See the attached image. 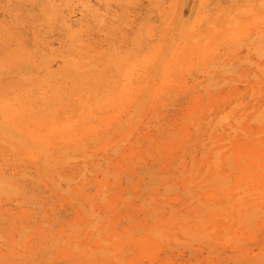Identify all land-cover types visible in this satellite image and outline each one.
Segmentation results:
<instances>
[{
  "label": "bare ground",
  "instance_id": "bare-ground-1",
  "mask_svg": "<svg viewBox=\"0 0 264 264\" xmlns=\"http://www.w3.org/2000/svg\"><path fill=\"white\" fill-rule=\"evenodd\" d=\"M208 1L0 0L4 247L38 185L76 215L43 240L71 264H264L237 238L264 230V0Z\"/></svg>",
  "mask_w": 264,
  "mask_h": 264
},
{
  "label": "rangeland",
  "instance_id": "rangeland-1",
  "mask_svg": "<svg viewBox=\"0 0 264 264\" xmlns=\"http://www.w3.org/2000/svg\"><path fill=\"white\" fill-rule=\"evenodd\" d=\"M209 1H213V0H209ZM208 1V3L210 4L211 2H209ZM222 2H223V0H222ZM220 0H214V2L212 3V4H210L211 6H208V9L210 10L211 8H215V6H216V3H218L217 5H219L220 7H225L226 6V4H225V1L222 3ZM153 16H154V14H153ZM2 162L3 161H0V166L2 167V168H6V169H8L7 167H9V164H8V166L6 167L4 164V162H3V165L4 166H2L1 164H2ZM9 163H11V162H9ZM16 164V163H15ZM17 164H19V162L17 163ZM119 165H123L124 163H122L121 161L118 163ZM128 182V181H127ZM127 182H126V185H127ZM129 183L130 182H128V185H129ZM35 185V186H34ZM85 185V187L86 188H88L89 187V184H84ZM112 185H114L113 183H112ZM32 188V190L33 189H35L36 188V184H29L28 185V191L30 192V190L29 189H31ZM111 188L112 187H110V190H111ZM38 189H40V190H42V191H44L46 188H42V187H38V185H37V189H35V190H38ZM98 189V187H94L93 189H92V191L90 190L89 191V195L90 196H92L94 193H95V191ZM31 190V191H32ZM42 191H34V192H36V193H38L39 195H37L36 193V196H34V197H36V199H34L33 197V199L34 200H32V201H35V203L37 202L38 203V201H40L38 204L36 203H34V205H36V206H34V205H31L30 206V204H33L32 202H29L30 200H28V202L30 203H28L27 201V203L24 205H22V207H18V206H14V208H15V210H17V209H19V208H22V210L25 212L24 214H26L25 215V218H23V221H24V225L25 226H27L28 227V230H30L31 229V233L30 232H28V230H27V232H26V235L24 234L23 236H22V238H21V241H23V239L24 238H27V239H24V241H23V245H24V247L22 246V249H20V248H18V250L17 251H9V247L10 246H8V248L7 247H4V245H3V240H2V238H1V240H0V252H2L3 254H10V255H12V254H14V253H19L20 252V254H22L23 253V250L25 249V241H28V239L29 238H31V244H32V246H37V248H38V250L40 249V251H41V256L40 255H38V257H35V256H37V255H33L34 257L33 258H30V257H27V258H23V259H21V260H24V262H23V264H71L70 262H68L67 260V257H65L61 252H57V248H55V247H57V244L55 245V247H51V248H47V249H45V250H43V247H46V245H47V243H45V242H43V240L44 239H48V237H51L52 235H55V234H57L61 229H63V230H65L64 232H73V231H76L77 230V218H75L76 217V215L74 214V212L70 209V207H69V201L68 200H66V199H64V198H62L61 196H55V195H53L48 189L47 190H45L43 193H42ZM47 194H46V193ZM91 192V193H90ZM45 193V194H44ZM111 193H115V192H111ZM41 197V198H40ZM58 197V198H57ZM49 202V203H47V202ZM52 201V202H51ZM51 202V203H50ZM55 202V203H54ZM59 202V203H58ZM67 203V205H65ZM28 204V205H27ZM42 204V205H41ZM37 205H39V206H41V209H40V207L38 208V206ZM48 206V207H47ZM65 206H67L66 208H68V209H66L65 208V210H64V207ZM33 207V208H32ZM35 207V208H34ZM37 207V208H36ZM39 210V212H32L31 210ZM62 210V211H61ZM61 211V212H60ZM64 211V212H63ZM70 211V212H69ZM42 212H43V214H42ZM52 212V213H51ZM67 212H69V214L67 213ZM41 213V214H40ZM62 213H63V217H62ZM34 214H38V217H34L33 215ZM40 214V215H39ZM68 214L69 215V217L71 218V215L72 214H74L73 216H72V218L70 219L69 217H67L68 218V220H66L67 218H65L66 217V215ZM119 214H120V212H117L116 213V215H118V216H116L114 219H112V221H111V223L112 224H114L113 226H114V228H115V224H118V222L120 221L121 222V220H122V216H119ZM29 215H31L30 217H28ZM35 215V216H36ZM46 215V216H45ZM67 215V216H68ZM28 217V218H27ZM40 217H41V219H40ZM50 218L52 219V221H51V223H53V224H49V226L47 225V224H43V219L44 220H50ZM55 218H58V223H55V222H53L54 221V219ZM63 218H65V219H63ZM34 219V220H33ZM63 219V220H62ZM74 219H76V220H74ZM106 219V218H105ZM121 219V220H120ZM108 220V219H107ZM32 223L31 225H27V222H28V224H30V222ZM62 221V222H61ZM34 222V223H33ZM123 222V221H122ZM121 222V223H122ZM40 223H42V225L40 224V226H39V224ZM61 223V224H60ZM109 223V222H108ZM124 223H125V220H124ZM19 223H15V225L17 226ZM56 224H57V226H56ZM74 224V225H73ZM52 225H53V227H52ZM55 225V226H54ZM119 225H121V224H119ZM118 225V226H119ZM45 226V227H44ZM127 226V224L125 223L124 224V227L125 228H127L126 227ZM4 227H6V226H4ZM36 227V228H35ZM39 227V228H38ZM48 227V228H47ZM51 227H52V229H51ZM110 227V226H109ZM123 227V225L122 226H119V227H117L118 229H115L116 230V233H121L122 232V230L124 229V227ZM53 228H54V231H53ZM121 230V231H120ZM38 231V232H37ZM44 231V232H43ZM119 231V232H118ZM47 232V233H46ZM51 232V233H50ZM251 234H250V233ZM249 232H247L248 234H244V235H242L243 236V238H242V236L240 235H238L237 236V238L238 239H240L241 241H242V243H244L245 241H248V242H245V246L247 247H245V249H247V250H245V254H248V256L250 257L251 255V258L254 256H260V255H262V254H264V253H260V251H263L264 250V243H263V241L264 240H261L262 238H264L263 237V235H264V230H263V234H262V237L260 236V238H259V244H257V240H256V238L254 239L255 240V242H256V244H254L257 248H255V246L251 243V241H254V240H252V235L254 236L255 235V233L257 234V233H259L260 231H255V230H250ZM37 233H39V234H41V233H43V237H41V236H39V237H37L36 236V234ZM261 233H262V231H261ZM30 234V235H29ZM260 234V233H259ZM257 236V235H256ZM256 236H254V237H256ZM248 237H251L249 240H247V238ZM257 237H259V235L257 236ZM41 238H43V239H41ZM35 239V240H34ZM242 239H244V240H242ZM55 240V239H54ZM54 240H52V241H49L48 243H52V242H54ZM262 241V243H261V241ZM39 241H41V242H39ZM244 241V242H243ZM250 242V243H249ZM254 242V243H255ZM4 243H5V241H4ZM249 243V245L250 244H252V245H250V246H248L247 244ZM262 246H261V245ZM2 245V246H1ZM259 245H260V247H259ZM253 246V247H252ZM251 247V248H250ZM3 248V249H2ZM4 248H6V249H4ZM253 248V249H252ZM259 248V249H258ZM262 248H263V250H262ZM248 249H249V251H248ZM261 249V250H260ZM32 252H35V249H33V250H31ZM45 251V252H44ZM50 251V252H49ZM52 251H54V252H52ZM43 252H44V254H43ZM49 252V253H48ZM264 252V251H263ZM51 253H52V255H53V257L51 256L50 257V255H51ZM216 253L218 254V252H213V254H211L210 256L212 257V258H215V257H217V255H216ZM254 253H255V255H254ZM260 253V254H259ZM244 254V255H245ZM49 256V257H47V256ZM214 255V256H213ZM245 256H247V255H245ZM135 256H132V258H134ZM193 257H195V256H193ZM3 260H4V262H3ZM1 264H8L7 263V261L5 260V258H3L2 260H1Z\"/></svg>",
  "mask_w": 264,
  "mask_h": 264
}]
</instances>
